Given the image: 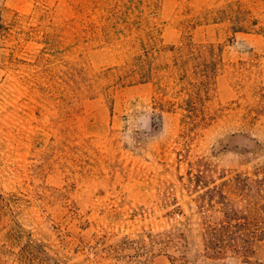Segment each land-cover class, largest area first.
I'll use <instances>...</instances> for the list:
<instances>
[{
	"label": "rangeland",
	"instance_id": "374dc122",
	"mask_svg": "<svg viewBox=\"0 0 264 264\" xmlns=\"http://www.w3.org/2000/svg\"><path fill=\"white\" fill-rule=\"evenodd\" d=\"M0 264H264V0H0Z\"/></svg>",
	"mask_w": 264,
	"mask_h": 264
},
{
	"label": "trees",
	"instance_id": "16d2710c",
	"mask_svg": "<svg viewBox=\"0 0 264 264\" xmlns=\"http://www.w3.org/2000/svg\"><path fill=\"white\" fill-rule=\"evenodd\" d=\"M251 24H256V22H251ZM233 28H234V29H235V28H241V25H239V26H238V25H234ZM235 30H236V29H235Z\"/></svg>",
	"mask_w": 264,
	"mask_h": 264
}]
</instances>
